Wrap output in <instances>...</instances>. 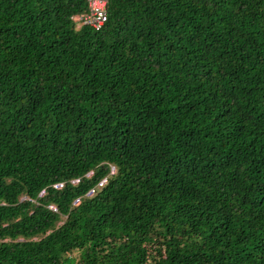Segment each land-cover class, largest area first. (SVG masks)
<instances>
[{
    "label": "trees",
    "instance_id": "16d2710c",
    "mask_svg": "<svg viewBox=\"0 0 264 264\" xmlns=\"http://www.w3.org/2000/svg\"><path fill=\"white\" fill-rule=\"evenodd\" d=\"M86 1L0 0V264H264V0Z\"/></svg>",
    "mask_w": 264,
    "mask_h": 264
},
{
    "label": "built area",
    "instance_id": "2783aa9c",
    "mask_svg": "<svg viewBox=\"0 0 264 264\" xmlns=\"http://www.w3.org/2000/svg\"><path fill=\"white\" fill-rule=\"evenodd\" d=\"M107 0H87L86 12L73 18L78 26L100 30L106 22Z\"/></svg>",
    "mask_w": 264,
    "mask_h": 264
},
{
    "label": "rangeland",
    "instance_id": "374dc122",
    "mask_svg": "<svg viewBox=\"0 0 264 264\" xmlns=\"http://www.w3.org/2000/svg\"><path fill=\"white\" fill-rule=\"evenodd\" d=\"M77 27V26H76Z\"/></svg>",
    "mask_w": 264,
    "mask_h": 264
}]
</instances>
